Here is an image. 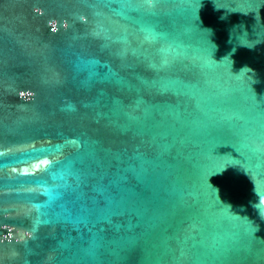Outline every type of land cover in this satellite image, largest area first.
Here are the masks:
<instances>
[{
  "label": "water",
  "instance_id": "obj_1",
  "mask_svg": "<svg viewBox=\"0 0 264 264\" xmlns=\"http://www.w3.org/2000/svg\"><path fill=\"white\" fill-rule=\"evenodd\" d=\"M0 264H264V0H0Z\"/></svg>",
  "mask_w": 264,
  "mask_h": 264
}]
</instances>
